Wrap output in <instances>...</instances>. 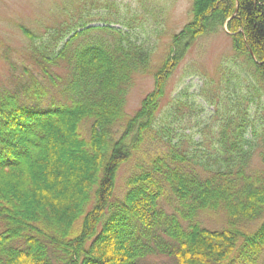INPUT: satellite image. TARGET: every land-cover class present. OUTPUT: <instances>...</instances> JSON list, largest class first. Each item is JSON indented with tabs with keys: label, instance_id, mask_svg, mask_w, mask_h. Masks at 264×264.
<instances>
[{
	"label": "trees",
	"instance_id": "trees-1",
	"mask_svg": "<svg viewBox=\"0 0 264 264\" xmlns=\"http://www.w3.org/2000/svg\"><path fill=\"white\" fill-rule=\"evenodd\" d=\"M94 3L55 0L60 20L45 36L21 27L35 67L0 85V264H264V0H193L155 88L128 118L129 89L154 49ZM223 27L243 60L221 63L226 95L212 94L210 79L211 118L192 124L196 101L163 103L166 84L193 42ZM68 159L74 179L70 163L55 164ZM205 211L224 212L226 225L206 227Z\"/></svg>",
	"mask_w": 264,
	"mask_h": 264
},
{
	"label": "rangeland",
	"instance_id": "rangeland-1",
	"mask_svg": "<svg viewBox=\"0 0 264 264\" xmlns=\"http://www.w3.org/2000/svg\"><path fill=\"white\" fill-rule=\"evenodd\" d=\"M55 0H0V85L8 84L12 72L21 75L24 66L34 69L35 65L30 59L27 46L29 39L21 27H26L38 35H46V28L55 25L60 16L50 14V5ZM112 3V8L106 5ZM193 0H95L94 5L88 6L93 13L106 14L112 20L121 21L115 25L131 31V38L152 46V60L150 68L145 72L135 75L132 86L129 89L126 102V118L135 114L140 108L142 100L155 88V73L161 67L167 56L173 36L179 33L191 20V7ZM110 13V14H109ZM99 14V15H100ZM100 24V23H97ZM61 46V44H60ZM9 57V59H7ZM9 60L15 63L10 65ZM243 59L235 58L230 34L223 27L219 31L197 38L189 48L183 61L175 68L166 84V94L163 103L168 102L176 95L182 93L184 99L195 100L193 108L192 124L209 121L213 106L208 105L203 98L205 86L210 83L212 94L225 96L222 85L216 88L220 79L221 63L227 67L236 69V62ZM58 71H60L58 69ZM237 80L235 77L232 84ZM220 90V91H219ZM183 92L188 93L186 94ZM211 97H215L212 95ZM206 111L200 110L201 106ZM264 115V112H263ZM210 117V118H208ZM264 122V120H263ZM197 128H195L196 130ZM189 130L187 131V133ZM200 134H196V139ZM64 152L69 153L72 147L67 137L63 141ZM135 160H131L121 167L117 180L116 194L122 195L125 191L126 178ZM71 159L67 163L55 162L57 166L64 169L65 175L75 178L79 164ZM255 166H260L258 154L253 160ZM200 221L209 228H220L226 225L227 216L222 211H205L199 216ZM259 221L247 225L248 230H255ZM264 262V258H263Z\"/></svg>",
	"mask_w": 264,
	"mask_h": 264
}]
</instances>
